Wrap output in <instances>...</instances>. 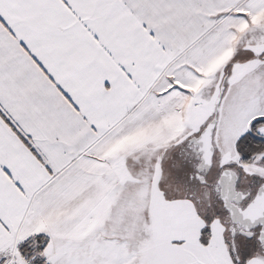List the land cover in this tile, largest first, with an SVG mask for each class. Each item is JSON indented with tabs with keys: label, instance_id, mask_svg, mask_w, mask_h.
I'll list each match as a JSON object with an SVG mask.
<instances>
[{
	"label": "snow or ice",
	"instance_id": "6c2138e0",
	"mask_svg": "<svg viewBox=\"0 0 264 264\" xmlns=\"http://www.w3.org/2000/svg\"><path fill=\"white\" fill-rule=\"evenodd\" d=\"M0 264H264V0H0Z\"/></svg>",
	"mask_w": 264,
	"mask_h": 264
}]
</instances>
